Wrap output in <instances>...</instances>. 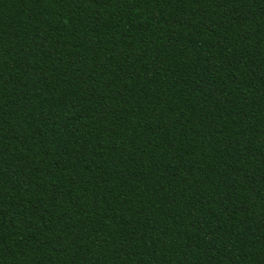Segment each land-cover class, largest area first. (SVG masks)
Returning a JSON list of instances; mask_svg holds the SVG:
<instances>
[{
  "label": "trees",
  "instance_id": "obj_1",
  "mask_svg": "<svg viewBox=\"0 0 264 264\" xmlns=\"http://www.w3.org/2000/svg\"><path fill=\"white\" fill-rule=\"evenodd\" d=\"M0 264H264V0H0Z\"/></svg>",
  "mask_w": 264,
  "mask_h": 264
}]
</instances>
